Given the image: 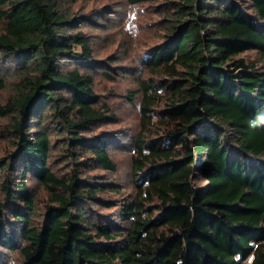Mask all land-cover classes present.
<instances>
[{
    "label": "trees",
    "instance_id": "trees-1",
    "mask_svg": "<svg viewBox=\"0 0 264 264\" xmlns=\"http://www.w3.org/2000/svg\"><path fill=\"white\" fill-rule=\"evenodd\" d=\"M123 2L0 0V264H264V0Z\"/></svg>",
    "mask_w": 264,
    "mask_h": 264
},
{
    "label": "rangeland",
    "instance_id": "rangeland-1",
    "mask_svg": "<svg viewBox=\"0 0 264 264\" xmlns=\"http://www.w3.org/2000/svg\"><path fill=\"white\" fill-rule=\"evenodd\" d=\"M152 3H153L152 6L154 9L155 7L158 6V4H160L158 1H152ZM104 4H107L110 7L112 6L115 7L116 8L115 10H118L120 8L123 11L126 10L125 8L121 7L122 5H125L123 0H99L98 7ZM148 5L149 4H146L139 8H129L126 6L128 9L126 18H129V16H132L135 18L136 22L133 25V27L129 29V32L131 34L127 32L124 26L119 32H117L118 34L114 33V38H116V41L113 44L109 46L106 45L104 41L105 33L103 31H98L97 33H95L99 35V37L94 41L96 45L97 58L99 59H104L106 57L113 58L115 56L123 55L125 52L123 51V48L120 47V45L124 41H126L127 37L132 39L130 40V43H129L130 44L129 45V48H130L129 58L130 59L136 58V55L140 54L141 51L151 48L152 46H154V44H156L157 42L161 40L163 32L162 30H158V27H157V24L160 21L161 16L156 15L154 10L152 12L146 13L144 9L147 8ZM93 7L94 5L91 3L88 7V10ZM112 29L115 31V28H112ZM146 30H147V33H146ZM119 33H122V35H119ZM159 36H160V39L158 40ZM120 79L124 80L123 78H120ZM100 80H101L100 78L97 79L98 90L101 91L103 94H106L109 90L108 88L110 87V84L107 81H104L102 83L100 82ZM114 84H115V87H114L115 91L120 93L121 95L124 94L125 89L128 88V82L126 81H120ZM114 102L119 104V109H121L120 113L122 115V120L117 126L118 127L119 126L130 127L132 125L136 126L135 116H131L129 111L126 110V107L124 105L121 108L120 99L117 98L114 100ZM134 113L136 114L135 110H134ZM109 128H114V127L109 126ZM7 141L8 140L5 138H0V155H4L5 151L9 149L10 146ZM115 160L116 162H123L122 156L120 157L116 156ZM122 165L123 167L124 166L126 167V162H123ZM95 174L97 176H100V178H103V180L100 182H105V183L111 182L112 177L108 175L107 173L96 172ZM196 183L198 186H205V182L200 179H198ZM105 196L106 197H110V196L117 197L118 195H112L111 193H106ZM102 212L103 214H106L107 211H102ZM243 264H250V259H248Z\"/></svg>",
    "mask_w": 264,
    "mask_h": 264
}]
</instances>
